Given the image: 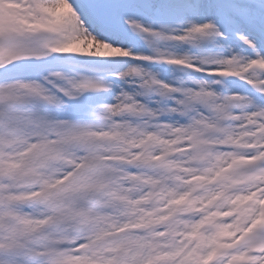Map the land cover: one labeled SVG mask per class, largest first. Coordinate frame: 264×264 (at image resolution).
I'll return each instance as SVG.
<instances>
[{
  "label": "rangeland",
  "instance_id": "374dc122",
  "mask_svg": "<svg viewBox=\"0 0 264 264\" xmlns=\"http://www.w3.org/2000/svg\"><path fill=\"white\" fill-rule=\"evenodd\" d=\"M149 1L152 2L151 9L144 11L137 7V0H129V8L133 13L131 16L132 22H139L143 29L151 32H163L166 37H170L172 44L165 48L162 46L158 48L155 47L154 43H143L140 52L134 54L136 62L128 66L120 75L119 82L116 83L118 91L117 97L107 118V123L94 132H89L92 135L90 137H100L106 142L109 148L111 147V142H118L120 144L119 148L113 151L118 155L131 159L147 157V151L151 149H158L163 153L187 147L191 143L189 136L192 138L194 134L204 129L202 126L206 123L203 115L206 113L200 111V114L191 121L183 119V117L189 115L182 109L185 100H192L196 104V109H199L201 105H207V96H210L211 93L217 90L214 85V87L210 88V92H204L203 90L208 89L203 85L208 83L207 81L182 77L180 76L181 74L173 72V70L161 67L160 62L162 60L184 59L206 70L240 71V68L231 67L223 59L227 58L230 62L229 58L233 53V48L244 50L243 46L234 44L235 42L232 40L230 34L223 32L220 27L218 14L206 0H194L191 6L183 11L182 17L176 20L170 29L168 26L169 20L162 19L163 11L160 0ZM6 4V15L0 18V21L5 24L3 25V29L6 31L19 34L17 28L12 26L13 22L16 21L19 30L24 35L31 32L28 39H32L31 35L34 36L33 33L35 30L41 29H49L57 36L56 39L54 37L49 43V46L54 47V52L51 50L42 51L41 56H37L38 53L36 55L35 52L34 57L79 55L95 59L104 55L115 56L127 54L121 48L119 51H113L110 47L115 39L96 33L70 0H6ZM15 7H19V12L13 13ZM10 8L12 12H10ZM135 8H137V11H135ZM203 26L206 28H203ZM220 34L225 39L220 40L218 37ZM205 36L213 39L214 46L210 50L204 48ZM33 41L34 39L31 42ZM24 46L29 47L26 44ZM226 48H228V51L223 50ZM27 50L17 46L14 47L11 54L13 55L17 52L22 53V51L26 52L27 55L33 54V51ZM217 58H222V61L215 62ZM249 63L250 60L248 59L247 67ZM12 86L11 90L14 95L31 100L34 107L28 113L29 133L18 142L16 156L13 157L11 164L7 160L1 162L4 166L10 164L12 169L8 175V180L11 182L17 177L18 173L15 171V168L19 169V161H25L26 153L32 152L37 147H50L57 143L61 144L64 149L69 148L74 139L82 137L83 134L87 136V133L80 131L81 134L71 125V121L66 116L68 109L67 101L62 99V96L58 92V90H63L65 91L66 98H76L78 94L75 91L77 90L76 92H79V87L73 78L62 77L58 74L43 73L39 78L18 82ZM161 95L171 96L173 99L172 104L167 107L162 105L160 101ZM44 100H46V106L49 108L46 113L41 109V104ZM154 104L158 105L157 108L164 106L160 111L164 114H169L170 117L162 120L161 123L153 122L154 116L160 115V112L152 108ZM54 105H58L59 109L62 108V114H56L59 115L57 118L60 124V132L57 135L46 134L43 132V128L40 127L43 125L41 124L42 119H46L49 116L55 118V114L50 110V107L53 108ZM139 116L141 120H137ZM251 116L252 114L249 117ZM199 120L202 125H199L196 133L188 134L187 138L189 140L182 141L179 138L182 132L181 130L191 127L195 128ZM62 123H67V125L63 126ZM57 125L56 122V128ZM81 157L82 155L80 153L74 150L69 151L66 161L57 165L54 171H51V179L49 180L48 178L45 182L48 180L51 182L57 181L59 172L69 168L70 164H76ZM186 158L191 163L189 173L192 170L195 172L196 169L193 165L192 157L188 155L179 161V167H181L180 163ZM227 162L228 160L226 164ZM1 163L0 174L6 168H3ZM191 175L192 173L186 176L184 171H182V174L177 178L166 174L158 177V181H162L166 187V193L163 199L164 205L171 201L170 209L173 208L187 191L193 190L190 185ZM135 178L139 179L136 176L128 178V182L119 189L113 201L115 205L124 200L128 202L132 201L130 211L121 214L126 221L122 222L118 215L104 213V217H110L115 220V225L112 226L113 224H111L108 228H104L102 224V230L108 231L118 227L148 224L159 220H150V217L141 215V213L149 214L152 211H159L161 209V207L155 208L149 200V182L155 180L157 177L146 176L144 183L141 185L136 184ZM184 178L187 179V188H184L185 186L176 187L184 185L182 184ZM170 180L173 182L168 183ZM9 184L7 182V186ZM7 186L5 185L4 191L8 190L6 189ZM13 193L14 191L10 194ZM139 193L143 194L141 200L138 198ZM2 194L7 195V193ZM2 199L4 198L0 197V200ZM199 206L200 202H198V205L193 204L192 208L196 209ZM176 210L171 209L170 214H173ZM190 212L183 213V217L177 225V227H180L177 232L179 235L177 242L172 243L169 240L165 243L169 247L167 257L174 261L173 264H176L179 257L190 255L189 252L192 253V259H188L186 264H192V260L195 261L194 264H201L210 253V248H213V244L209 249H202L196 246L195 243H192L191 236L200 228V225L195 224V222H200V219H193L195 226L187 228L190 224ZM4 216L5 213L0 210V223L4 219ZM43 217L44 213L42 211H40L39 216H37L35 211H30L22 227L33 230L38 227L34 223V219H43ZM26 222H30V224H26ZM209 235L214 237L213 241H216L219 237L215 232H211ZM133 238L137 241L142 240L147 246L144 251H138L135 248L127 264H146L147 262H153L151 260L150 250L155 244L151 238L134 235L133 237H129V240ZM5 243L8 242L5 241Z\"/></svg>",
  "mask_w": 264,
  "mask_h": 264
},
{
  "label": "bare ground",
  "instance_id": "6f19581e",
  "mask_svg": "<svg viewBox=\"0 0 264 264\" xmlns=\"http://www.w3.org/2000/svg\"><path fill=\"white\" fill-rule=\"evenodd\" d=\"M203 28H206V27L203 26ZM111 49L118 50V45H117V44H114V46L112 45ZM235 55H236V57H235L234 59H232V60L230 61V63H232V61H233L235 64L238 63V60H239V58H240V54H239V50H238V49L235 51ZM229 59H231V57H230ZM243 61H244V62L246 61V57H245V55L243 56ZM242 68H243V66H242ZM245 70H246V69H245ZM181 131H182V130H181ZM188 131H190V129L183 130V131L180 133L179 138H180L182 141H186V140H187V133H188ZM239 138H241V136H240ZM255 138H256V137H255ZM255 138H254L253 140H256ZM220 162H222V161H220ZM183 186H185V184H184ZM169 202H170V201H169ZM169 202L167 203V204H168L167 206L170 205ZM162 212H163V211H162ZM162 212H161V215H162ZM159 214H160V213H155V212H154V213L151 215V218H152V217H157ZM136 246H137V248H139V249H143V248H145V244H144V242H142V241H136Z\"/></svg>",
  "mask_w": 264,
  "mask_h": 264
}]
</instances>
